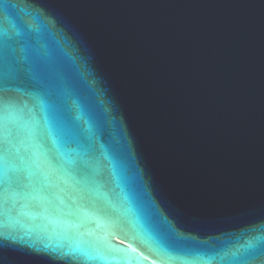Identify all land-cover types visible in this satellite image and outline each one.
<instances>
[{"label":"water","instance_id":"obj_1","mask_svg":"<svg viewBox=\"0 0 264 264\" xmlns=\"http://www.w3.org/2000/svg\"><path fill=\"white\" fill-rule=\"evenodd\" d=\"M264 264V0H0V264Z\"/></svg>","mask_w":264,"mask_h":264},{"label":"bare ground","instance_id":"obj_2","mask_svg":"<svg viewBox=\"0 0 264 264\" xmlns=\"http://www.w3.org/2000/svg\"><path fill=\"white\" fill-rule=\"evenodd\" d=\"M116 240H117L118 243H124L126 246L132 247L139 254V256L141 257V259L143 261L151 262L152 264H157V260L156 259H154L152 257H149L147 254L143 253V251L138 249L135 245H133V244H131L129 242H125V241L121 240L120 238H116Z\"/></svg>","mask_w":264,"mask_h":264}]
</instances>
